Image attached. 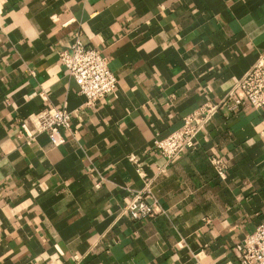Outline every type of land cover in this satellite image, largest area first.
Segmentation results:
<instances>
[{"label":"crops","instance_id":"obj_1","mask_svg":"<svg viewBox=\"0 0 264 264\" xmlns=\"http://www.w3.org/2000/svg\"><path fill=\"white\" fill-rule=\"evenodd\" d=\"M76 35L117 79L93 105L60 61ZM259 57L264 0H0V264H239L264 222V107L226 94ZM209 101L168 160L154 141ZM45 105L71 114L63 143L20 132ZM145 177L163 211L132 218Z\"/></svg>","mask_w":264,"mask_h":264},{"label":"built area","instance_id":"obj_2","mask_svg":"<svg viewBox=\"0 0 264 264\" xmlns=\"http://www.w3.org/2000/svg\"><path fill=\"white\" fill-rule=\"evenodd\" d=\"M60 61L65 70L73 76L79 87V92L85 96V103L93 105L101 97L111 93L116 88V76L108 67L107 58L95 47L87 46L80 35H76L69 49L60 52ZM226 97L234 106L250 104L256 108L264 107V59L259 57L251 67L239 77L229 89ZM218 108L216 102H205L197 110L189 113L183 119L182 125L162 139L155 140V146L168 159H174L183 150L194 148L196 135L204 128ZM32 127L23 120L20 132L28 143L34 140L36 133H47L53 144L65 141L63 128H70L71 114L64 107L45 105L29 115ZM137 171L142 176L140 162L133 156ZM210 161L218 175L224 176L226 165L220 158L213 156ZM123 211L132 218L154 216L162 212V207L151 189V180L145 177L141 189L136 190L124 204ZM239 264H264V222L247 234L234 246Z\"/></svg>","mask_w":264,"mask_h":264}]
</instances>
